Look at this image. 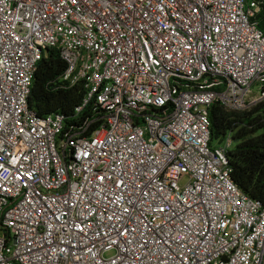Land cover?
Returning <instances> with one entry per match:
<instances>
[{"label":"built area","instance_id":"2783aa9c","mask_svg":"<svg viewBox=\"0 0 264 264\" xmlns=\"http://www.w3.org/2000/svg\"><path fill=\"white\" fill-rule=\"evenodd\" d=\"M262 5L0 0V264H264L209 114L264 102ZM49 49L82 121L29 107Z\"/></svg>","mask_w":264,"mask_h":264},{"label":"trees","instance_id":"16d2710c","mask_svg":"<svg viewBox=\"0 0 264 264\" xmlns=\"http://www.w3.org/2000/svg\"><path fill=\"white\" fill-rule=\"evenodd\" d=\"M259 28L264 32V2L256 15ZM66 62L56 49H49L39 61L31 86L28 104L39 115L62 113L69 121H82L90 109L80 115L75 112L82 102L85 88L82 82L64 84L61 78ZM211 142L220 143L231 133L233 146L229 153L232 180L240 189L264 203V102L245 110H231L216 101L210 107Z\"/></svg>","mask_w":264,"mask_h":264},{"label":"rangeland","instance_id":"374dc122","mask_svg":"<svg viewBox=\"0 0 264 264\" xmlns=\"http://www.w3.org/2000/svg\"><path fill=\"white\" fill-rule=\"evenodd\" d=\"M257 89V86L254 84L253 85V90L255 91ZM219 143L216 141V142H213V145L216 146L218 145Z\"/></svg>","mask_w":264,"mask_h":264},{"label":"crops","instance_id":"0c3cea01","mask_svg":"<svg viewBox=\"0 0 264 264\" xmlns=\"http://www.w3.org/2000/svg\"><path fill=\"white\" fill-rule=\"evenodd\" d=\"M264 2V0H262ZM258 25H259V19H258Z\"/></svg>","mask_w":264,"mask_h":264}]
</instances>
